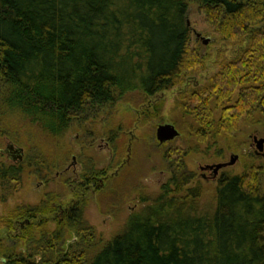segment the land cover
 Returning <instances> with one entry per match:
<instances>
[{"label": "trees", "instance_id": "obj_1", "mask_svg": "<svg viewBox=\"0 0 264 264\" xmlns=\"http://www.w3.org/2000/svg\"><path fill=\"white\" fill-rule=\"evenodd\" d=\"M195 1L218 37L247 43L204 84L181 91L176 105L194 117L199 141L222 137L238 148L243 117L264 124V0ZM190 2L0 0V135L20 144L28 137L36 146L26 160H0L4 202L7 191L21 185L26 164L41 176L57 165L48 145L62 144L74 121L132 91L154 95L173 88L204 68L187 24ZM162 105L154 103L143 119L160 116ZM120 130L109 135L115 147ZM170 153L172 175L144 208L147 214H132L98 249L85 196L64 208L54 192L15 205L0 215V225L11 228L15 218H24L23 233L16 235L27 238L31 249L18 251L0 237L1 264H264V160L244 154V170L222 172L214 205L201 208L202 187L187 186L194 171ZM104 171L87 166L82 184ZM47 213L56 214L54 227L44 218L30 222ZM73 236L80 237V247L63 249Z\"/></svg>", "mask_w": 264, "mask_h": 264}, {"label": "rangeland", "instance_id": "obj_2", "mask_svg": "<svg viewBox=\"0 0 264 264\" xmlns=\"http://www.w3.org/2000/svg\"><path fill=\"white\" fill-rule=\"evenodd\" d=\"M187 17L190 21L192 45L202 53L204 68L189 74L182 83L173 88L154 95L132 91L112 106L104 107L97 115L91 114L84 121H74L64 134L62 144L54 147L48 145V153L57 156L56 166L46 168L41 176L35 171V165L26 164L21 185L15 191H7L6 202L1 198L5 192L0 189V215H7L8 210L19 203L40 201L47 192L57 194L56 204L60 208L67 207L79 197L85 196L87 204L84 212L94 227V240L98 249L101 241L110 240L122 230L132 214H147L144 208L152 204L153 198L160 193L172 175V168L166 158L170 152V157L183 159L186 166L194 171L195 175L187 186L202 187L201 208L214 205V187L222 172L244 170V160L247 159L244 154L252 152L258 161L264 160V154L256 153L254 141L255 134L264 136V124L256 121L253 115H247L240 120L236 138L241 146L231 149L222 137L217 141H199L192 128L196 124L194 117L182 113L176 105V98L181 91L204 84L219 69L224 59L232 58L238 46L247 43V39L242 43L238 39L225 40L218 37L195 0L189 3ZM196 32L201 35L197 36ZM206 38H209L207 42L204 41ZM157 101L163 102L160 116L145 121V110L153 109V104ZM219 111L220 108H217V117ZM168 122L175 125L179 134L172 139L160 141L157 128L159 124ZM118 127L122 130L116 137L115 147L109 135ZM10 140L8 136L0 135V148L6 147ZM15 143L23 146L24 160L36 148H31L34 140L31 141L28 137L21 144ZM196 146L198 151L193 150ZM219 148L222 149L221 153ZM233 153L238 154L239 158L234 164L221 168L216 177H213L211 171L202 168L208 163L227 161ZM0 160L14 163L2 152ZM87 166L105 171L97 175L84 190L83 173ZM55 215H38L30 222L36 224L40 218H44L48 221V226L54 227ZM22 227L24 218L17 217L11 228L0 225V237L7 243L15 244L18 251L28 252L31 244L27 238L16 235L23 233ZM75 236L66 241L63 249L69 251L80 247L79 243L76 244L80 237Z\"/></svg>", "mask_w": 264, "mask_h": 264}, {"label": "water", "instance_id": "obj_3", "mask_svg": "<svg viewBox=\"0 0 264 264\" xmlns=\"http://www.w3.org/2000/svg\"><path fill=\"white\" fill-rule=\"evenodd\" d=\"M187 24L190 25V21L188 17H187ZM196 34L197 36L201 35L199 32H196ZM208 40L209 38L204 39L205 42H207ZM178 134H179V131L173 123H169V122L161 123L159 124L157 128V136L160 139V141L172 139ZM254 141L256 144V153L264 154V136L259 137L258 135L255 134ZM0 151L6 153L8 158L16 162L21 161L24 157L23 146L16 144L13 140L8 141L6 147L0 148ZM238 158H239V155L236 153H233L230 159L227 161H222V162H217V163H212V164L208 163L202 166V168L204 169L212 168L213 176H216L221 168L234 164Z\"/></svg>", "mask_w": 264, "mask_h": 264}, {"label": "flooded vegetation", "instance_id": "obj_4", "mask_svg": "<svg viewBox=\"0 0 264 264\" xmlns=\"http://www.w3.org/2000/svg\"><path fill=\"white\" fill-rule=\"evenodd\" d=\"M257 135V134H256ZM1 152V151H0ZM2 153H4V152H2ZM4 154H6V153H4ZM6 156H7V154H6ZM8 158V157H7ZM10 161H13V162H15L14 160H12V159H10V158H8ZM206 170H209V171H211L212 172V168H206ZM220 172V171H219ZM219 172H218V174L216 175V176H218L219 175ZM216 176H213V177H216ZM100 178V177H99ZM100 181H101V179H100ZM90 183L91 182H87V184H85L84 185V190H85V188H86V186H89L90 185ZM84 190L82 191V192H84Z\"/></svg>", "mask_w": 264, "mask_h": 264}]
</instances>
